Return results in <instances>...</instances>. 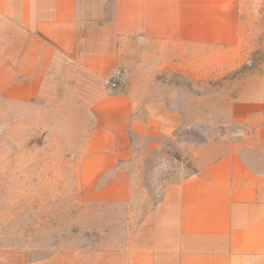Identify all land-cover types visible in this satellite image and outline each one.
Returning a JSON list of instances; mask_svg holds the SVG:
<instances>
[{"label": "crops", "instance_id": "obj_1", "mask_svg": "<svg viewBox=\"0 0 264 264\" xmlns=\"http://www.w3.org/2000/svg\"><path fill=\"white\" fill-rule=\"evenodd\" d=\"M243 36L242 0H0V105L74 156L95 235L0 264H264V67L220 93L247 54H204Z\"/></svg>", "mask_w": 264, "mask_h": 264}, {"label": "rangeland", "instance_id": "obj_2", "mask_svg": "<svg viewBox=\"0 0 264 264\" xmlns=\"http://www.w3.org/2000/svg\"><path fill=\"white\" fill-rule=\"evenodd\" d=\"M243 41L237 49L206 50L204 54H247L241 67L232 74H223L221 84L242 82L264 67V0H242ZM169 81L179 87L180 75ZM215 91V92H214ZM207 90L213 95L217 91ZM208 104L213 100L209 99ZM213 108V107H211ZM29 116L19 109L0 105V244L64 246L85 244L95 235L86 230L84 207L77 186L76 161L60 140L45 138ZM211 125V124H206ZM199 139L207 137L199 129ZM189 142L198 136L189 134ZM180 142L151 161L150 173L158 178L179 172L183 162Z\"/></svg>", "mask_w": 264, "mask_h": 264}]
</instances>
